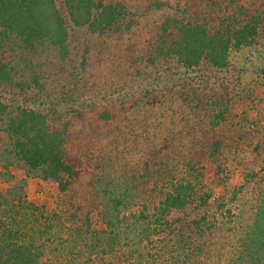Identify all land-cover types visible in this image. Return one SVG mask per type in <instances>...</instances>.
Segmentation results:
<instances>
[{
  "label": "trees",
  "instance_id": "1",
  "mask_svg": "<svg viewBox=\"0 0 264 264\" xmlns=\"http://www.w3.org/2000/svg\"><path fill=\"white\" fill-rule=\"evenodd\" d=\"M60 3L0 0V264H264V0ZM64 14L87 53L126 50L123 84L52 99L41 57L67 59Z\"/></svg>",
  "mask_w": 264,
  "mask_h": 264
},
{
  "label": "rangeland",
  "instance_id": "2",
  "mask_svg": "<svg viewBox=\"0 0 264 264\" xmlns=\"http://www.w3.org/2000/svg\"><path fill=\"white\" fill-rule=\"evenodd\" d=\"M61 0H56L57 7L61 9ZM64 13V12H63ZM66 26L69 31L68 39V57L66 60H61L57 54L44 53L41 58L45 62V76L42 82L45 83L47 92L52 94V99L61 97L62 93L68 89V84H77L79 87L84 83V79H88L87 85L91 83H98L102 86H110L111 83L123 84L124 77L127 75L125 72L124 59L127 56L126 50L119 46L113 51H103L98 48H90L91 51L87 53L86 48L90 45H95L98 40L95 35H91L84 28L74 27L66 18ZM139 34H142L141 32ZM143 36V34H142ZM145 39V36L143 37ZM142 44V43H140ZM86 51V53H85ZM86 55V61L89 64V69L86 71L81 70L80 63ZM81 89V88H79ZM261 90L257 91L256 94ZM264 89L260 93H262ZM61 93V94H60ZM264 94V93H263ZM259 96L247 101V109L249 113L258 115ZM31 98V97H30ZM25 99V98H24ZM22 99V100H24ZM50 100V101H53ZM262 130H264V122L260 124ZM264 134V132H263ZM229 169L234 173L231 184L238 186L241 181L237 168L233 162H226ZM14 180H25V196L27 200L36 205L44 206L49 210H53L57 204V188L51 182H43L34 176H25L20 170H13ZM0 187L4 188L5 184L0 180ZM216 195H219L221 191L216 189L214 191Z\"/></svg>",
  "mask_w": 264,
  "mask_h": 264
}]
</instances>
